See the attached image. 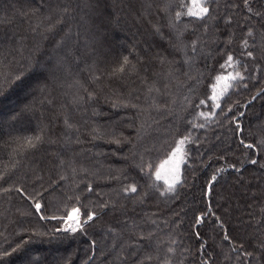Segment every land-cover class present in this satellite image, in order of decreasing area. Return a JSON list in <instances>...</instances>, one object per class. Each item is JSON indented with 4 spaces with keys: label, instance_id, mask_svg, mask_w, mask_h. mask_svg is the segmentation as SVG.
<instances>
[{
    "label": "trees",
    "instance_id": "16d2710c",
    "mask_svg": "<svg viewBox=\"0 0 264 264\" xmlns=\"http://www.w3.org/2000/svg\"><path fill=\"white\" fill-rule=\"evenodd\" d=\"M229 3L236 7H221L218 16H231V27L218 20L206 59L191 51L203 26L187 15L190 0H0V251L10 253L7 264H86L89 257L92 264H245V251L260 255L264 19L255 13L264 14V0H249L252 12L244 0H222ZM229 53L234 66L222 70ZM186 57L193 59L186 64ZM236 72L245 79H217ZM184 136L181 183L161 195L167 185L155 173ZM133 184L137 193H125ZM73 207L82 221L95 213L94 222L86 232H55L67 227L61 217ZM108 229L119 237L115 246Z\"/></svg>",
    "mask_w": 264,
    "mask_h": 264
},
{
    "label": "snow or ice",
    "instance_id": "6c2138e0",
    "mask_svg": "<svg viewBox=\"0 0 264 264\" xmlns=\"http://www.w3.org/2000/svg\"><path fill=\"white\" fill-rule=\"evenodd\" d=\"M190 4H191V6L188 8L187 15L197 18L201 22V24L203 26V32L200 35H197L196 38L191 41V51L193 53V57L195 55H204L206 59L210 58L211 57V52L205 54L203 49L209 43H213V44L215 43V40L211 39V37L214 35L213 29H216L217 32L221 31V29L219 27V24H218V20L219 19H224L225 25L227 27H231V24H232L231 16L225 15L223 17H220V16H218V11H219V9L221 7H224V8H228V7L235 8L236 5L235 4H230V3L229 4H222V0H190ZM244 6L247 8V10L249 12H252V8L249 6V0H244ZM57 7L59 8L60 6L57 5ZM193 9H195V10H193ZM61 11L63 13H68L69 12V8L67 6H64L61 9ZM255 15L261 16V18L264 19V14H261V13L257 12V13H255ZM180 16H181V13L180 12H176V18L179 19ZM157 31H159L158 28H157ZM245 35L246 36H252L253 35L252 29H249L248 32ZM177 38L178 39L180 38L179 35H178ZM231 42H232L231 39H229V41L227 43L230 44ZM60 43L61 42H58V46H59ZM241 43H242L243 47L245 49H247V47H248L247 39L242 40ZM181 46L184 47V48L187 47V45H183V44ZM221 51L223 52V50H221ZM242 54H244V55H246L248 57H252L253 56V52H251V51H246L245 53H242ZM193 57H186L185 63L186 64L190 63L191 60L193 59ZM123 61H124L123 64H121V66H120V71H124L125 70V65H128V63H129L128 57H124ZM233 62H234V54L233 53H229V54H227V60L220 67H221L222 70L226 66L227 67H232V66H234ZM132 67L134 68V66H132ZM244 70L248 71L246 66H245ZM237 78L239 79V81H243L245 79V77L243 75H241L240 72H236L235 76H233L231 73H229L225 77H219V76L217 77L218 80L219 79H224L226 81L227 80H235ZM16 80L22 82V76H17ZM246 86L247 85H245V87ZM44 87H46V84H45V86H42L40 88L41 93H43ZM228 87H229V85L226 83L225 86H224L225 90H227ZM258 95H264V90H261L260 93H258ZM91 97H92V94L89 93V99H91ZM211 99L213 101H216L217 97L216 96H212ZM253 99H255V97ZM200 104H204V100H201ZM113 106L116 107V105H113ZM215 107H220V104H216ZM231 110L232 109L230 107L229 108V112H231ZM201 115H203V113H201ZM239 115H243V113H240ZM233 119L235 120V117H233ZM65 123L67 124V121H65ZM194 126L201 127V128L204 127L203 124L194 125ZM68 127H71V125H68ZM94 138H97V137H94ZM40 139H41L40 137H36L35 141L29 140L27 142L28 147H33L34 148L36 146V142H38ZM189 141H190V137L184 136L183 138H181L180 140H177L175 142V147L172 149L169 159L176 161V168L174 169V174H173L171 180L170 181L169 180H165V184L167 185V187H166L164 192L160 193L161 195H165L166 193H174L176 185L181 183V176L179 174V164L181 162L182 155L184 154L183 146L185 145L186 142H189ZM77 142H79V140H77ZM110 142H115V143L119 144L120 140L116 139V138H113V140L110 141ZM241 143L243 144L244 142L241 141ZM244 147L252 148V145L251 144H244ZM134 148H135V146H134ZM134 148H133V150H130L133 158H135V156H136V152L134 151ZM249 162L251 164L255 165V164H257L258 161L255 160V159H252ZM137 166L140 167L141 171L144 170V164L142 162V158H141V163L138 164ZM261 167H264V165H261ZM220 171H222V169H217V173H219ZM236 171H239V169L237 168ZM155 178H156V180H160L161 176H160V172L159 171H157L155 173ZM61 179H63V177H61ZM212 180L213 181L216 180V175L215 174L213 175ZM91 190H92L91 185H89L88 191L91 192ZM17 191L21 192V189L18 188ZM137 191H138L137 186L134 185V184L133 185H129V186H127L124 189L125 193H129V192L130 193H137ZM21 194L23 195L24 193L21 192ZM69 199H72V198L69 197ZM75 199L77 201H79L80 200V196H76ZM141 202H143L142 198H141ZM99 206H100L101 209H104V208L108 207V205L106 203H101ZM35 208L37 210H40L41 204L39 202H37L35 204ZM113 208L116 209V205L115 204L113 205ZM79 212H80V209L78 207L71 208V210L67 212L66 217H61V219H64L65 223L67 224V227H65V228H57V229H55V232H58V233H73V234H78L80 232H86V229H85L84 226L87 225L89 222H94V217H95L96 214L92 213V212H89L87 214V219L82 221L80 219V217H79ZM41 219L56 220L57 217L56 216H52V217H44V216H42ZM202 219H203V216H197L196 217L197 224H200L202 222ZM108 231L113 233V237H114L113 246H115V240L118 239L119 237L116 236V234L113 232L112 229H108ZM36 235H44V233H36ZM150 235H151V233H149V236ZM140 239H145V237L143 235H141ZM224 240H226V241L229 240L228 235L224 236ZM96 244H97V241L93 240L92 241V246L95 247ZM204 247H205L204 245H201V249H203ZM258 247L260 249V255L258 257L254 256L253 252H248V251L244 252V255L246 257L245 264H262V262H264V242H261L258 245ZM20 248H21V245H17L16 248L12 249V251L16 252ZM169 251H172V249H169ZM232 251H236V249L233 248ZM9 255H10V253L7 252V251H0V264H7V261L4 258L8 257ZM93 258L94 257H89L88 261L86 262V264H92ZM148 258L150 259V257H148ZM117 259L118 260L120 259V254L119 253L117 254ZM121 264H123V261H121Z\"/></svg>",
    "mask_w": 264,
    "mask_h": 264
},
{
    "label": "rangeland",
    "instance_id": "374dc122",
    "mask_svg": "<svg viewBox=\"0 0 264 264\" xmlns=\"http://www.w3.org/2000/svg\"><path fill=\"white\" fill-rule=\"evenodd\" d=\"M195 10V9H193ZM170 155L160 164L159 168L157 171L160 172V179L165 180H171L173 174H174V169L176 168V161L175 160H170L169 159ZM167 162V163H166Z\"/></svg>",
    "mask_w": 264,
    "mask_h": 264
},
{
    "label": "water",
    "instance_id": "95a60500",
    "mask_svg": "<svg viewBox=\"0 0 264 264\" xmlns=\"http://www.w3.org/2000/svg\"><path fill=\"white\" fill-rule=\"evenodd\" d=\"M209 189H210V186H208V189H207V194H206V195H208Z\"/></svg>",
    "mask_w": 264,
    "mask_h": 264
}]
</instances>
